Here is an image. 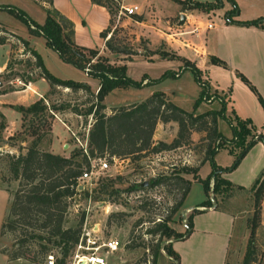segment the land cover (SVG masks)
Masks as SVG:
<instances>
[{"label": "rangeland", "instance_id": "obj_1", "mask_svg": "<svg viewBox=\"0 0 264 264\" xmlns=\"http://www.w3.org/2000/svg\"><path fill=\"white\" fill-rule=\"evenodd\" d=\"M174 1L177 2L176 0H125V2L138 5L141 13L133 15L130 18H119V21L114 27L112 26L114 18L113 21L110 18L105 37L111 34L113 42L121 43L123 40L130 46V50L117 53L110 51L102 43L103 37L100 31L104 24L99 25V16L101 14L107 16V22L109 17V12L103 5L94 3L96 7L93 8V12L87 18L85 17L86 13L83 15L78 12L84 11L82 5H79L78 10H75L71 5L66 6L64 2L62 7H64L66 12L58 10L55 7L53 8L72 23L74 27V41L78 45L98 47V52L107 56L111 62L119 63L126 59L127 61H124L125 74L132 80L139 82L142 80V77L147 80L160 76L165 70H174L171 66L172 64H176L175 67L178 69L182 65L183 57L187 56L182 51H179L174 56H162L159 53L160 50H163L161 49V44H158L159 40L156 39L151 29L148 28L149 23L155 24L156 18L166 19L173 16L176 11ZM233 1L238 11L237 16L249 18L255 17L258 13H264V0ZM220 2H223L222 6L214 10L215 14H209L211 17L213 15L216 16L218 10L222 12L223 7H231L229 0H218V3ZM5 4L14 6L38 23L44 20V8L40 7L39 4L33 3L31 0H0L1 23L5 24L7 28L18 33L21 38L26 40V47L31 48L39 56L42 65L47 71L59 78H71L87 84L89 83L92 86L97 84L98 79L96 77L87 75L82 69L63 61L52 48L45 44L41 34L30 32L21 17L4 8ZM183 6L185 8L181 9L185 10L187 15H189V20L186 23L188 24V31L191 32L192 26H199L200 24L199 17L196 16L200 15V9L189 7L188 2L183 3ZM193 8L196 11L190 10ZM262 17L264 18V16ZM140 20L144 21L140 22ZM181 24L174 26L176 28L177 26H181ZM145 33L152 40L155 39L150 44L151 48L153 47V42H156L158 45L155 48L148 50V40L145 37ZM172 36L176 37L177 34L174 33ZM10 39L14 46L8 59L9 71L7 70L0 75V90H6L0 95V99L6 102L1 105L3 115L0 112V223L7 213L10 192L15 188L17 183L16 179L10 177L6 166L7 156L5 154L24 152L26 147L35 138L38 140L37 146L41 149L49 147L53 152L64 154L77 151L78 147L75 144L76 142L64 124L59 121L53 122L50 138L47 131V124H50L51 119L53 117L55 118L56 114L66 125L80 135L82 131H80L78 124L86 125L89 122L90 125L92 121V116L89 113H80L87 104L84 99V93L80 90H70L62 86H55L49 94L47 93V96H45L47 98V102H45L47 108L41 116L37 112L30 118L29 113L24 112V115H21L19 119V110L16 107L20 106V104L23 105L20 101L21 95L25 96L24 103H29L32 99L31 96L27 95L29 89L20 90V88L24 87L23 83H25V78L29 77L33 80L37 75L35 74V66H31L28 60H22L23 53L20 54L19 51L15 52V48L20 42L16 41L13 37H10ZM100 44L102 47H100ZM181 44L186 45L184 41ZM19 45L23 46L21 43ZM9 47V43H0V63L7 60ZM26 51L27 53L29 52V50ZM166 61H173V63L166 65ZM145 81L139 86H118V88L114 87L110 89L102 99L104 105L108 106V108L104 107L103 111L109 113L113 108L109 105L138 100L139 97L141 98L147 95L149 93L147 85L153 83L144 84ZM157 82H160L163 91L176 104L187 109H191L192 102L200 91V86L193 79L192 73L188 69H184L179 78L168 75ZM33 84L35 89L40 93L45 92L48 88L47 81L44 78H36L33 80ZM210 85H208L209 95L203 101L206 103V107L203 110L219 107L218 93L214 92ZM222 99L225 101V96H222ZM50 103L61 107H58V109L54 108V111H51L49 110L51 108H48ZM13 105H15V108H13ZM72 106L77 108L80 117H77L76 113L70 109ZM248 119L250 120V124H255H252L253 126H259V121ZM5 125L14 127L15 129L7 130ZM218 127L221 132L229 133V126L226 121L220 119ZM165 130L164 133L168 132L169 128L167 127ZM203 134L204 131H199L197 137L195 135V139H190L188 143L178 146L173 150L164 149V153L161 154H155L156 151L147 150L143 155L138 157L136 155H130L123 157L116 156L115 160L108 159V167L99 171L96 178L77 180V189L67 199L62 226L78 227L80 231L79 237L82 235V241L88 236H100L101 238L113 237L117 239L119 246L115 251L104 252L102 249L101 254L105 259V264H127L133 262L143 253V250L146 251L147 258H149V250L154 246L157 235H150L145 232V228L151 226L152 221H156L157 218H163L166 214H169L167 220L169 225L175 229L180 224L182 228L184 225L181 223V210L187 206H194L196 202L206 197V193L204 192L202 182L199 179L193 178L191 172H180V174L189 179V190L186 192L178 208L170 212L173 200L179 196L178 191L169 183L146 186L150 178L148 169L154 166L160 169L158 171L159 173L167 174L171 173V168L173 167H197L201 163L196 169L195 174L200 178H204L211 169V163L208 159L201 161L207 143ZM168 135L169 133L157 134L155 140H163L162 138ZM256 141L261 142L258 139ZM256 141L247 148L236 164L230 170H227L229 172V180L233 184L230 189L219 193H214L209 189L207 193V196H211L215 202H218V206L232 207L234 210L237 207L239 208V217L237 219L240 221L244 233L240 235L241 237L236 245V251L230 249L227 253L225 264L242 263L249 234V226L252 223L255 226L253 227V235L250 242L253 258L250 264H264V192L260 199V208L257 217H254L252 213V192L248 187L261 161V153L257 146H255ZM76 157L78 158L80 155ZM92 157L97 156H89V158ZM234 158V153L229 151L228 147H220L214 152L211 162L217 168H230ZM170 163H174V165L171 166ZM211 180L210 178V184ZM144 181L146 183H143ZM238 220L236 221V225L240 226ZM12 235L10 231H6L3 235H0V247L3 245L10 246ZM129 236L134 242H139L141 245L126 248L124 244ZM167 239L163 238V241L165 242ZM77 242L69 249L62 264H72L76 261L75 254L80 255V253L86 252L82 247H77ZM31 246L32 250L30 254L33 249H37L35 245L32 244ZM48 246L53 256L60 258L59 246L57 244H48ZM34 253L36 255L31 254L33 260H28L29 262L32 264H46L43 254ZM5 261L6 257L0 251V263L3 264ZM9 264L20 263L18 261H11ZM22 264L30 263L24 261ZM155 264L173 263L165 255L157 253Z\"/></svg>", "mask_w": 264, "mask_h": 264}, {"label": "trees", "instance_id": "obj_2", "mask_svg": "<svg viewBox=\"0 0 264 264\" xmlns=\"http://www.w3.org/2000/svg\"><path fill=\"white\" fill-rule=\"evenodd\" d=\"M43 1L48 2L51 7V0ZM91 1L98 4L102 3V0ZM179 1L181 3L188 2L189 7H196L204 11L215 8L219 4L218 0ZM229 1L231 2V7L223 13L227 19H231L230 16L237 13L234 1ZM50 7H44V20L38 23L14 6L8 4L4 6V8L21 17L30 32L41 34L45 44L52 48L63 61L82 69L87 75L96 77L98 79L96 91H92L85 82L71 78H59L51 74L44 68L39 56L31 48L26 47V40L8 31L1 24L0 43L13 37L23 45L25 50H29L33 55L35 74L43 77L50 86L47 91L48 94L55 86L66 87L70 90H80L84 93V99L87 104L80 113H90L92 116L87 134V154L89 156L104 155L108 159L112 155L118 157L136 155L138 157L143 155L147 150L157 151L159 149H171L184 145L189 142L191 131H196L197 133L204 131L203 137L207 143L202 160L208 159L211 163V169L204 178H200L195 174L196 166L173 167L171 168V173L151 176L146 186L168 183L174 186L179 196L173 200L170 212L178 208L189 188V179L183 177L180 172H191L193 178L199 179L202 182L206 198L199 205L211 204V200L207 196L209 189L214 193L230 189L233 184L226 177L222 176L221 171L230 170L247 148L257 139L261 140L264 145V134L261 132L255 134L252 131V125L249 123L250 120L248 118H239L236 115L229 117L225 115V101L219 94H217L219 102L218 108H210L199 112L194 111L197 104L200 101H204L207 98L206 96L209 95L208 82L200 77V70L194 63L183 57L182 65L177 70H165L160 76L147 79L144 82V84L155 83L165 76L170 75L171 77H176L182 70H190L193 79L200 86L199 94L193 100L190 110L180 107L168 99L162 91L156 90L140 101L113 107L109 113H105L103 111L105 105L102 99L110 89L118 86H139L144 78L142 77L141 81L136 82L125 74L124 63L111 62L107 56L98 52V47L78 45L73 39L72 23L53 7ZM184 7L181 5V8ZM235 21L244 25L254 24L264 27V18L262 16ZM109 22L110 17L108 18L107 25L100 31L103 37V45L115 53L130 50V46L125 41L122 40L121 43L113 42L111 34L105 37ZM13 46L14 44L11 43V47ZM159 53L162 56L176 55L173 52L165 50H160ZM209 60L211 63L226 65L222 59L214 55H209ZM7 70L9 71V60L3 71L0 72V75ZM237 75L255 93L264 111V100L255 86L240 72H237ZM28 80H32V78H25V82ZM43 96L45 97L46 95ZM45 102H47V98L44 100L42 97H39L26 106L20 105L16 108L20 110L22 116L24 112L29 113L30 118L37 112L41 116L47 108ZM58 107L61 106H55L52 103L48 105L51 111H54V108L58 109ZM70 109L75 113H79L76 107L72 106ZM217 117L225 120L229 125L231 132L229 137L224 136L217 129ZM157 120L176 121V133L170 141L158 140L156 143L152 142V133ZM47 131L48 133L50 132V124H47ZM37 143L38 140L35 138L26 147L24 152L5 154L7 156L6 166L10 177L16 179L17 183L15 188L10 192L7 213L0 223V235H3L6 231H10L13 234L12 242L10 246H1L0 251L5 253L10 259L24 258L32 261L31 254L36 255L34 253L36 252L43 254L45 257V254L49 251L48 244H57L61 256L60 258L54 257V263L62 264L69 249L77 242L80 232L78 227L62 226L67 199L74 193L77 183L76 176L79 175L83 166L87 165L88 160L86 154L79 147L77 151L63 155L41 149L37 146ZM227 145H229L228 150L233 152L235 156L233 164L230 168H217L211 162L212 156L218 148L226 147ZM78 155L80 157L77 158L76 156ZM210 178L212 179L211 184ZM249 189L252 192L253 198L252 213L254 217H257L260 208V199L264 192V168L253 179ZM197 211H199L198 208H192L190 210L186 216V226L183 231H176L167 223L169 214H166V216L156 221H152V225L145 228V232L150 235H157L154 246L149 250L150 257L147 258V253L143 250V253L135 261L127 264H155L159 248H162L171 257L173 264H177L179 258L177 252L172 248L170 241L166 240L164 242L163 238L183 237L191 229V216ZM254 226V223L249 226L246 249L241 264H250L253 260L250 242ZM32 244L37 249H33L30 254ZM137 245L141 244L134 242L130 236L124 244L126 248H133Z\"/></svg>", "mask_w": 264, "mask_h": 264}, {"label": "crops", "instance_id": "obj_3", "mask_svg": "<svg viewBox=\"0 0 264 264\" xmlns=\"http://www.w3.org/2000/svg\"><path fill=\"white\" fill-rule=\"evenodd\" d=\"M31 1L33 3L39 4L40 7L42 8H44L45 6H50L48 2H45L43 0H38V1L31 0ZM176 1L177 2L174 1V7H176V11L173 14V16H171L173 17L172 19H169L171 17L166 18V19L156 18L155 24L153 23L148 24V28L151 29V32L154 34L156 39L159 40L158 44L159 43L161 44V49L168 51V52L172 51L175 54H177L179 51L184 52L185 55H187V56H184V58L194 63V65L200 70V77L203 80H206L209 83L208 85L211 84L210 86L212 87V90L218 93L221 97L225 96V110H224L225 115L229 117L238 115L240 117H247V118L259 121L258 127L253 126L252 124L254 123H251V125L253 126L252 131L255 134H257L258 132L264 133V111L261 105L259 104L255 93L237 75V72H240L241 74H243L255 86L256 90L258 91L262 99L264 100V27L260 25H254V24L244 25V24L237 23L235 21V20L251 19L257 16H264L263 15L264 13H258V15H256L255 17L244 18V17L237 16L236 15L238 13L237 11L236 14H232L230 16L231 19H227L224 17L223 13L225 10L229 9L230 6L229 7L226 6V7H223L222 12L218 10L216 16L213 15V17H211L209 14L214 13V10L222 6L223 2H220L217 7L212 8L209 11L199 10L200 15H196V16L199 17L200 24L199 26L196 25L195 30H192L191 32H189L188 31L189 29H187L188 24L186 23V21L189 20L188 18L189 15H187L185 10L181 9V5H183V3H181L179 0H176ZM200 1H203V0H200ZM64 2L66 6L71 5L72 8L75 10H78V6L82 5L84 7V11H78V12L83 15L86 13V16H85L86 18L91 12H93V8L96 7L94 2H92L91 0H51V7H55L58 10L66 12L64 10V7H62V4ZM190 10H195V9L193 8ZM180 13L184 14V19H183L182 24L178 23ZM207 19L212 20V23H213V25L208 28L205 26V22L207 21ZM143 21L144 20H140V22H143ZM106 22H107V16H105L104 14H101L99 16V25L104 24V26L102 27L104 28L108 23ZM0 24L3 25L8 31L19 35L18 33L7 28L5 24L1 23V21H0ZM143 24L147 25L145 23ZM177 24H181V26H177L175 28L174 25H177ZM174 33L177 34L176 37L172 36V34ZM145 37L148 40V46H147L148 49H153L156 47V45H158L156 42H153V47L150 48L151 42L154 41L155 39L152 40L149 36H147L146 33H145ZM73 39H74V27H73ZM11 41L12 40L8 38L6 41L1 43V44L9 43L10 47L8 50L9 56L7 60L6 61L4 60L0 63V72L3 71L10 57V53L12 50ZM183 41L185 42L186 45L181 44ZM19 44H17V47L15 46L16 47L15 52L19 51L20 54L23 53L22 57L24 59L22 58V60H28L29 64L31 66H34L33 65V55L30 52L28 53L27 51L25 52V49L23 48V46ZM101 44H100V47H102ZM209 55H214V56L219 57L225 62L226 65L223 66L220 64L211 63L208 60ZM138 57H141V56H138ZM125 60L126 59H124L122 62H119V63H124ZM172 63L173 61L165 62L166 65H170ZM19 64H21V62H19ZM175 65L173 64L171 65L174 70L177 69ZM183 71L184 70H182L176 77L179 78ZM36 78L42 79L43 77L37 76ZM33 80H28L27 82H25L24 87H21L20 90L29 89L28 90L29 92L27 93V95L32 97L29 103H31L32 101H34L35 99L39 97H42L44 100H46V98L43 95L46 94L47 96V91L50 88L49 84L47 83L48 88L46 89V91L40 93L39 91L35 89ZM145 80L146 78L143 79V81ZM160 82L148 84L147 85V87L149 88L148 94H150L153 91L159 90V91H162L168 99L173 101L163 91V88H161ZM229 84L230 86L228 87ZM89 87H91L90 89L92 91H96L98 87V80H97L96 85L92 86L89 84ZM115 88H118V87H115ZM4 91L6 90L1 91L0 95ZM147 95H145L144 97H146ZM21 96L22 97L20 98V101L23 104V106L28 105L29 103L27 102L24 103L25 96L23 95ZM144 97H141V98L139 97L138 100L121 102L119 104H112L109 106L115 107V106H119L123 104H128L131 102L140 101ZM248 102H249V105H248ZM5 103H6L5 101H2L0 99V112L2 115L3 113L1 111V108H2L1 105ZM205 104H206L205 102L200 101L197 104L194 111L195 112L202 111L206 107ZM13 108H15V105H13ZM105 108H108V106L105 105ZM184 109L190 110V108L189 109L184 108ZM18 113H19V119H20V116H21L20 110ZM220 119L221 118H217V121H216V126L218 130H219L218 123ZM55 121H59L63 124V121L58 116L55 118L53 117L50 122L49 138L51 134L52 123ZM4 124L6 123L4 122ZM5 127L7 130L15 129L14 127L7 126V125H5ZM167 127L169 128V130L168 132H165V133H169V135L162 138L163 139L162 141H165V142L170 141L172 137L175 135L176 129H177L176 121L157 120L155 122V126H154L153 133H152L153 143L157 142L155 140L157 138L156 136L157 134H160V135L165 134L164 130ZM221 133L224 136L229 137L231 133L230 128H229V133H223V132ZM195 135L197 137L198 133L196 131H191L190 139L191 140L195 139L194 138ZM255 146H257L258 150L261 153V158H260L261 161L259 163L260 165L253 179L264 168V145L262 142L256 141ZM226 147H229V145H227ZM45 149L51 151L49 147H46ZM60 154L67 155L68 153L66 154L60 153ZM200 164L201 163H199V165ZM199 165L197 166V168L199 167ZM221 174L222 176L226 177L229 180L228 171H221ZM183 177L185 176L183 175ZM253 179L251 180V182L253 181ZM202 200L196 202L195 205L192 207L187 206L181 210V216H182L181 223L184 225L183 227H185L186 221L184 220V218H186L190 210L192 208L199 209V211L194 212L191 216L192 227L189 230V232L180 238H168L167 239L170 241L172 248L178 254L179 258H178L177 264H225L227 260V253L229 252L230 249H233L236 251V248H237L236 245L238 243V240H240V237H241L240 235L244 233L243 228H241L242 226L240 225V221L237 219L239 217L238 207L234 210L232 207L218 206L217 205L218 202H215V201L214 203L211 201L210 205H199V203ZM237 220L240 226L236 225ZM183 227L181 228L179 224V227L175 228V230L183 231L184 230ZM1 253L2 255L6 257V261L3 264H9L11 261H18V263L20 264L26 261L32 264L26 259H23V258L10 259L6 256L5 253L3 252ZM158 253L165 255L171 261V257L167 255L163 251L162 248H160Z\"/></svg>", "mask_w": 264, "mask_h": 264}, {"label": "built area", "instance_id": "obj_4", "mask_svg": "<svg viewBox=\"0 0 264 264\" xmlns=\"http://www.w3.org/2000/svg\"><path fill=\"white\" fill-rule=\"evenodd\" d=\"M101 5H103L108 10L109 17L112 18V21L114 18V21L112 23L113 27L116 26V23L119 21V18L121 17L130 18L133 15H137L141 13L138 5H136L135 3L125 2V0H102ZM205 25L207 28L212 26L213 25L212 20L207 21ZM194 29H196V25L192 26L191 28V30H194ZM76 116L80 117V114L76 113ZM55 117H57L56 114H55ZM63 124L66 126V129L69 130L70 135L74 138L76 142L75 143L76 146L79 147L80 150L83 153H85L88 158L87 165L83 166L79 175L76 176V180L86 179V178L90 179L92 177L96 178L98 172L103 170L105 167H108L109 163H108V158H106L105 156H97V157L89 158V155L87 154V134H88L89 122L86 125L78 124L80 131H82L80 135H78V133H76L73 129H71L64 122ZM175 148L165 149V150H173ZM165 150L159 149L155 152V154L164 153ZM110 158L112 160H115L116 156L112 155L110 156ZM170 165L173 166L174 163H170ZM159 170L160 169L155 168L154 166H151L148 169V175H150L151 177L157 174H162L158 172ZM75 189H77V183H76ZM158 219L159 218H157V220ZM76 245L77 247H82L83 249L86 250L85 253H80V255L75 254L76 263H79V260H78L79 257H85V264H105V259L103 255L101 254L102 249L104 250V252L115 251L118 248L119 243L117 239L113 237L101 238L100 236H88L84 239V241H82V235H81ZM44 262L46 264H55L54 256L51 251H48L45 254Z\"/></svg>", "mask_w": 264, "mask_h": 264}, {"label": "water", "instance_id": "obj_5", "mask_svg": "<svg viewBox=\"0 0 264 264\" xmlns=\"http://www.w3.org/2000/svg\"><path fill=\"white\" fill-rule=\"evenodd\" d=\"M183 19H184V14L180 13L179 19H178V23H182L183 22ZM143 183H146V181H144ZM209 198L214 203L213 198L211 196Z\"/></svg>", "mask_w": 264, "mask_h": 264}, {"label": "bare ground", "instance_id": "obj_6", "mask_svg": "<svg viewBox=\"0 0 264 264\" xmlns=\"http://www.w3.org/2000/svg\"><path fill=\"white\" fill-rule=\"evenodd\" d=\"M79 263L73 262V264H85V257H79Z\"/></svg>", "mask_w": 264, "mask_h": 264}]
</instances>
